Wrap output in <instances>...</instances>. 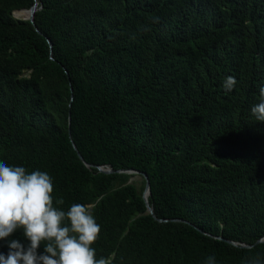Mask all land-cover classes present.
Wrapping results in <instances>:
<instances>
[{
    "label": "trees",
    "instance_id": "1",
    "mask_svg": "<svg viewBox=\"0 0 264 264\" xmlns=\"http://www.w3.org/2000/svg\"><path fill=\"white\" fill-rule=\"evenodd\" d=\"M34 1L37 29L12 15ZM261 86L264 0H0V161L47 172L64 210L89 205L113 264L264 257L216 237L264 236ZM96 165L145 172L157 218L143 178Z\"/></svg>",
    "mask_w": 264,
    "mask_h": 264
},
{
    "label": "clouds",
    "instance_id": "2",
    "mask_svg": "<svg viewBox=\"0 0 264 264\" xmlns=\"http://www.w3.org/2000/svg\"><path fill=\"white\" fill-rule=\"evenodd\" d=\"M237 84L229 75L223 81L226 91ZM259 102L251 108L257 121L264 122V86L259 89ZM53 178L39 169L28 171L23 166H10L0 161V240L22 229L27 240H8L9 251L0 252V264H113L111 256L97 258L93 247L101 232L89 205L73 203L67 210L63 198L54 205ZM43 244V252L38 249ZM204 264H217L214 255ZM247 264H264L257 255Z\"/></svg>",
    "mask_w": 264,
    "mask_h": 264
},
{
    "label": "water",
    "instance_id": "3",
    "mask_svg": "<svg viewBox=\"0 0 264 264\" xmlns=\"http://www.w3.org/2000/svg\"><path fill=\"white\" fill-rule=\"evenodd\" d=\"M38 8H39V6L37 4V1H34V3L31 6H29V7L16 8V9H14L12 11V15L15 18L29 20L35 26V23H34V13H35V11ZM17 11L21 12L22 14L20 16L17 15ZM35 28L37 29L36 26H35ZM47 41H48L49 44H51L48 38H47ZM78 156L84 162L85 165H89L87 162L84 161L83 157L79 153H78ZM96 167H97L98 171L103 172V173L125 172V173L132 174V176H134V177L139 176L140 178H143L145 184H144V188H143V191H142V197L144 199V202L146 204V207H147L148 212L151 213L155 217V215L153 213V207L151 206V204L148 201V196L150 195V184H149L148 176H147V174L145 172L139 171V170L134 169V168H129V169H113L109 165H96ZM155 218H157V217H155ZM158 220H160V221H166L167 219H165V218H159ZM174 220H182V219L175 218ZM199 230H201V229H199ZM202 232H204V231H202ZM216 237H218L220 239H224V240H226V241H228V242H230L232 244L240 245V246H243V247H251V246L255 245L256 243L264 242V236L261 237V238H259V239H257L252 244H246V243H243V242H237V241H234V240L225 239V238H223L221 236H216Z\"/></svg>",
    "mask_w": 264,
    "mask_h": 264
},
{
    "label": "rangeland",
    "instance_id": "4",
    "mask_svg": "<svg viewBox=\"0 0 264 264\" xmlns=\"http://www.w3.org/2000/svg\"><path fill=\"white\" fill-rule=\"evenodd\" d=\"M141 178L139 176L133 178V180H140Z\"/></svg>",
    "mask_w": 264,
    "mask_h": 264
},
{
    "label": "bare ground",
    "instance_id": "5",
    "mask_svg": "<svg viewBox=\"0 0 264 264\" xmlns=\"http://www.w3.org/2000/svg\"><path fill=\"white\" fill-rule=\"evenodd\" d=\"M17 12H19V11H17ZM19 14L21 15L22 13H21V12H19ZM17 15H18V13H17Z\"/></svg>",
    "mask_w": 264,
    "mask_h": 264
}]
</instances>
